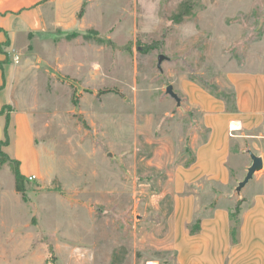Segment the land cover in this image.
Returning <instances> with one entry per match:
<instances>
[{
  "label": "rangeland",
  "instance_id": "1",
  "mask_svg": "<svg viewBox=\"0 0 264 264\" xmlns=\"http://www.w3.org/2000/svg\"><path fill=\"white\" fill-rule=\"evenodd\" d=\"M66 11L70 28L0 50L7 110L29 115L43 170L23 184L29 258L173 264L171 174L202 139L180 85L231 101L227 72H264V0H75ZM241 182L204 184L197 211L239 197Z\"/></svg>",
  "mask_w": 264,
  "mask_h": 264
},
{
  "label": "crops",
  "instance_id": "2",
  "mask_svg": "<svg viewBox=\"0 0 264 264\" xmlns=\"http://www.w3.org/2000/svg\"><path fill=\"white\" fill-rule=\"evenodd\" d=\"M74 1L0 0V45L7 44L6 49L17 53L29 42V35L45 36L50 27L70 28L74 21L67 20L66 9ZM5 72L0 70V142L5 140L7 117L8 143L1 151L18 163L25 179H38L43 170L30 117L4 109L9 105ZM225 81L231 101L189 80L180 85L187 104L199 115L202 139L195 144L192 160L176 166L171 174L168 225L173 264H264V72L229 71ZM250 155L260 158L262 166L242 194H224L218 204L197 211L198 189L204 184L225 189L243 181L252 164ZM11 174L9 164L0 168V263L35 264L28 255L33 230L28 205L15 183L13 190L3 183L2 176ZM236 207L234 223L231 214ZM196 223L198 229L191 232Z\"/></svg>",
  "mask_w": 264,
  "mask_h": 264
},
{
  "label": "trees",
  "instance_id": "3",
  "mask_svg": "<svg viewBox=\"0 0 264 264\" xmlns=\"http://www.w3.org/2000/svg\"><path fill=\"white\" fill-rule=\"evenodd\" d=\"M32 35H29V39H31ZM7 43V42H6ZM5 46H7V44H5ZM1 45H0V50L1 49ZM1 67V65H0ZM5 111L8 109L7 107L4 108ZM9 111V110H7ZM7 122H8V119L6 117V125H5V140L4 142H0V168L2 165H4L5 163H8L10 166H13V176H14V183H15V190L17 193H19L22 197V199L24 198V191H23V184L25 182H27V179H25L18 171V163L16 161H13V160H10L2 151H1V147L2 146H5L7 145V140H8V137H7ZM239 213V208L236 207L235 210H234V213L231 214V218H232V221L234 223H236V219H237V215ZM198 222V221H197ZM198 229V225L196 223L195 225V228L191 230V232L195 231Z\"/></svg>",
  "mask_w": 264,
  "mask_h": 264
},
{
  "label": "water",
  "instance_id": "4",
  "mask_svg": "<svg viewBox=\"0 0 264 264\" xmlns=\"http://www.w3.org/2000/svg\"><path fill=\"white\" fill-rule=\"evenodd\" d=\"M166 94L169 95L172 99H174L177 103H179V98L173 92L172 86H167L166 87ZM250 158H251L252 164L248 168L245 178L239 184L240 188L244 187L248 183V181L252 178V175L254 174V172L257 169L261 168V166H262V160L260 158H257V157H255L253 155H250Z\"/></svg>",
  "mask_w": 264,
  "mask_h": 264
},
{
  "label": "built area",
  "instance_id": "5",
  "mask_svg": "<svg viewBox=\"0 0 264 264\" xmlns=\"http://www.w3.org/2000/svg\"><path fill=\"white\" fill-rule=\"evenodd\" d=\"M13 61H14V63L17 64L19 62V58L14 55L13 56ZM34 180H35V177L34 176H30V177L27 178V181L28 182H33Z\"/></svg>",
  "mask_w": 264,
  "mask_h": 264
},
{
  "label": "bare ground",
  "instance_id": "6",
  "mask_svg": "<svg viewBox=\"0 0 264 264\" xmlns=\"http://www.w3.org/2000/svg\"><path fill=\"white\" fill-rule=\"evenodd\" d=\"M148 264H155V263H148Z\"/></svg>",
  "mask_w": 264,
  "mask_h": 264
}]
</instances>
